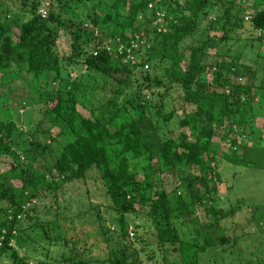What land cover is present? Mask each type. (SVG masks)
<instances>
[{"label": "trees", "instance_id": "1", "mask_svg": "<svg viewBox=\"0 0 264 264\" xmlns=\"http://www.w3.org/2000/svg\"><path fill=\"white\" fill-rule=\"evenodd\" d=\"M101 1L0 0V73L25 72L41 103L37 112L30 106L22 128L0 95V259L33 264L13 239L25 227L49 236L52 220L42 219L37 202L50 197L62 217L60 192L79 180L102 198L87 201L86 210L101 222L105 257L78 251L73 238L64 241L71 253L57 263L198 264L207 248L237 241L222 221L244 202L223 208L216 187L220 158L234 160L235 151L218 154V142L249 159L259 148L241 141L257 140L264 129V0ZM12 9L28 17L8 19ZM246 24L253 35H245ZM61 30L66 54L58 47ZM73 64L87 72L64 74ZM85 75L87 94L96 88L92 102L83 96ZM184 194L206 214L194 227ZM243 259L238 264L259 258Z\"/></svg>", "mask_w": 264, "mask_h": 264}, {"label": "rangeland", "instance_id": "2", "mask_svg": "<svg viewBox=\"0 0 264 264\" xmlns=\"http://www.w3.org/2000/svg\"><path fill=\"white\" fill-rule=\"evenodd\" d=\"M183 1L184 0H180V2ZM44 2L46 3V1ZM107 3V0L101 1V5ZM251 4V0L244 2V5ZM211 8H217V6L213 5ZM10 12L8 19H12V15L15 16L18 14H22L24 18L28 17L24 12L21 13L14 9ZM244 19L246 21L249 20L250 15L246 14ZM161 23L162 21L159 17L158 24L160 25ZM247 24L245 35H253L254 30L249 29ZM196 36L203 37L204 33L199 32ZM60 37L61 39L58 43L59 51L62 54H66L69 47L68 40L66 39L67 34L64 30L60 31ZM185 42H188V40ZM245 51L247 52L248 48H246ZM210 52H213V50ZM184 55L185 63L182 64L187 66L189 52L185 51ZM247 61L249 60H246V62ZM144 69H146V67H144ZM83 71L87 72L80 64H73L70 69L64 71V74L68 73L69 77L73 78L83 73ZM23 73L25 72L14 71L0 73V95H4L6 98L4 102L5 106H15V114H13V117L17 119V124L20 127L25 128V121L30 115V106L36 108L35 112H37L38 106H41V103L39 104L38 102L39 97L37 89L31 86L28 77ZM87 78L89 77L85 75L81 82V87L86 92L83 94V96L85 95L86 101L92 102L91 98L95 96L91 94L96 93V88L92 89L87 94L88 88L91 86V79L89 83ZM220 78L222 81L227 79V77L223 75ZM128 91L129 89L124 90L118 100L121 101ZM143 97L149 101L151 100V96L146 90ZM93 102L94 105H97L95 99ZM171 104L172 102L168 103V110L171 109ZM50 105L51 104H49V106ZM4 108L5 107L0 108V114L5 113ZM28 124L33 127L35 121H31ZM257 132L259 133L257 140L250 141L249 143L246 140L241 141L242 145L249 144L259 147L252 151L254 156H250V159L248 154L243 155V151L240 150V147H237L236 150H232L229 142H218V154L229 155L231 151H235L232 155L234 160L227 161L220 158L219 173L221 182L216 185V187L219 188L218 193L222 195L220 197V199L222 198L220 204H222V207L224 206L223 208H227L231 205L233 206L237 202L236 200H238V205L240 204L239 201H243L244 203L237 208V212L234 213L233 217H227L222 221V224H224L228 230L229 237L234 234L237 235L236 243L231 240L224 246L215 245L207 248L206 251L199 254L198 264H214L216 261L218 264H222V260L226 262L223 264L245 263L248 259H243L244 256L256 259L259 258L257 261L253 259L249 260L248 264H258V261L264 264V129L261 128L259 131L257 130ZM41 161V157H37L36 163L38 165L41 164ZM251 162L254 164H251ZM180 166L183 168L185 165L182 163ZM67 185L68 186L60 192L59 202L64 206L62 209V213L64 212L62 217H56L55 205L49 206L52 202L50 197L41 198L37 202L38 212L42 219L44 221H46V219L52 220L47 223L49 236H45L39 227L34 229L25 227L23 231L19 232V238L13 239L14 246L21 248L27 255L30 263L50 262L52 264H59L56 261L61 259L62 254L71 253L64 241L69 239L72 240L73 238L79 240V244H77L78 251L84 249L86 254H91L93 256L94 260H102V258L105 257L103 253L105 238L100 230L101 222L97 218L96 210L93 208L89 211L86 210L88 207L87 201L89 203L98 204L102 198L94 193L95 190L93 188H89L86 183L83 184L82 181L76 180ZM86 189L90 190L89 195H85ZM181 201L184 203V206H190L194 209L192 214L188 215L193 227L196 226L197 216L206 220L204 210L198 203H191L187 194L182 196ZM102 214L104 218H108L105 212H102ZM106 224H110L109 221H106ZM232 227H234V230H231ZM141 230V228L138 229L139 232ZM242 231L247 232V234H242ZM60 235L63 237L65 236L64 240L63 238H59ZM136 239L135 237L133 239L127 238L126 241L134 244ZM109 244H111V240ZM252 250H256V254L250 255L249 251ZM155 251L157 250L155 249ZM0 264H10V262L7 258L2 257L0 259Z\"/></svg>", "mask_w": 264, "mask_h": 264}, {"label": "built area", "instance_id": "3", "mask_svg": "<svg viewBox=\"0 0 264 264\" xmlns=\"http://www.w3.org/2000/svg\"><path fill=\"white\" fill-rule=\"evenodd\" d=\"M40 13H41V15L42 16H44L45 14H46V10H45V8H41L40 9ZM135 46L137 47V44H135ZM108 49V48H107ZM135 60L136 59H134V58H132V61L135 63ZM144 67H147V65H144Z\"/></svg>", "mask_w": 264, "mask_h": 264}, {"label": "clouds", "instance_id": "4", "mask_svg": "<svg viewBox=\"0 0 264 264\" xmlns=\"http://www.w3.org/2000/svg\"><path fill=\"white\" fill-rule=\"evenodd\" d=\"M40 9H41V8H40ZM40 9H39V12H40ZM45 10H46V8H45ZM46 14H47V10H46ZM46 14H45V15H46ZM45 15H44V16H45Z\"/></svg>", "mask_w": 264, "mask_h": 264}]
</instances>
